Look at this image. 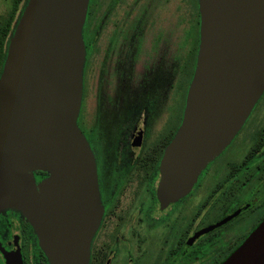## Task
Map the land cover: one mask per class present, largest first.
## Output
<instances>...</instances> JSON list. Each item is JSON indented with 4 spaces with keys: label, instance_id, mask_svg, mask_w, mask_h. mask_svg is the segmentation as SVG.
<instances>
[{
    "label": "flooded vegetation",
    "instance_id": "obj_1",
    "mask_svg": "<svg viewBox=\"0 0 264 264\" xmlns=\"http://www.w3.org/2000/svg\"><path fill=\"white\" fill-rule=\"evenodd\" d=\"M200 30L199 0H90L83 36L91 110L81 121L88 133L78 124L96 159L100 200L89 264H223L264 222V94L190 188L184 177H167L178 170L164 164L195 74L190 51L182 73L191 81L177 108V47L194 35L200 45ZM34 178L39 191L51 174ZM90 212L66 208L62 216L70 223ZM0 247V264L6 256L50 264L19 210L0 211Z\"/></svg>",
    "mask_w": 264,
    "mask_h": 264
},
{
    "label": "water",
    "instance_id": "obj_2",
    "mask_svg": "<svg viewBox=\"0 0 264 264\" xmlns=\"http://www.w3.org/2000/svg\"><path fill=\"white\" fill-rule=\"evenodd\" d=\"M89 3L28 0L0 76V211L19 210L33 223L50 264H89L100 222L96 159L78 125ZM199 5L195 74L164 164L166 170L178 169L167 177H184L188 188L230 144L264 94V0H199ZM36 171L51 174L39 191ZM83 207L90 208V220L69 223L62 216L66 208ZM6 257L7 264H23L21 257ZM223 264H264V222Z\"/></svg>",
    "mask_w": 264,
    "mask_h": 264
},
{
    "label": "rangeland",
    "instance_id": "obj_3",
    "mask_svg": "<svg viewBox=\"0 0 264 264\" xmlns=\"http://www.w3.org/2000/svg\"><path fill=\"white\" fill-rule=\"evenodd\" d=\"M28 3V0H23L22 4L20 5V10L17 14V17L13 23L12 26V32L9 35L8 38V45H9V41L12 38V35L15 31V28L22 16V13L26 7ZM14 5V0H0V25L3 23L4 21L8 18L10 12L12 11ZM195 18L196 15L194 14V23H195ZM178 41L181 38V36L183 35V32H178ZM7 45V48H8ZM198 42L197 39L195 37V35L193 36V43L192 45H189L188 47L184 48V47H177V55H178V63H177V92H176V104H177V108H182L184 103H185V99H186V94H187V90L189 87V83H190V76L191 74H188L187 76L183 75V71H184V66L186 64L185 62V56L190 54V51H192V55H193V59H192V63L190 64V69H191V73H193L194 71V63L196 62L197 59V54H198ZM189 78V79H188ZM84 95H83V103H82V108H81V113H80V117L78 120V124L81 125V128L83 129V131L87 134L88 131L87 129L83 126L82 124V116L88 117L89 116V112L91 110L90 107V99L88 97V90H87V86L86 88L84 87Z\"/></svg>",
    "mask_w": 264,
    "mask_h": 264
},
{
    "label": "trees",
    "instance_id": "obj_4",
    "mask_svg": "<svg viewBox=\"0 0 264 264\" xmlns=\"http://www.w3.org/2000/svg\"><path fill=\"white\" fill-rule=\"evenodd\" d=\"M22 2L23 0H14L12 11L10 12L8 18L4 21V24L2 23L0 25V76L2 74L7 56L8 38L10 33L12 32V26L20 10V5L22 4ZM198 44H199V39H198ZM195 66H196V62L194 63V70H195ZM193 74L194 71L192 73V76Z\"/></svg>",
    "mask_w": 264,
    "mask_h": 264
}]
</instances>
